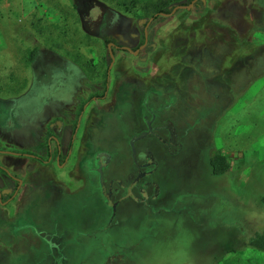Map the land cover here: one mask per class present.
Wrapping results in <instances>:
<instances>
[{
  "label": "rangeland",
  "instance_id": "374dc122",
  "mask_svg": "<svg viewBox=\"0 0 264 264\" xmlns=\"http://www.w3.org/2000/svg\"><path fill=\"white\" fill-rule=\"evenodd\" d=\"M159 1L0 0V264H264V0Z\"/></svg>",
  "mask_w": 264,
  "mask_h": 264
},
{
  "label": "flooded vegetation",
  "instance_id": "af4514ba",
  "mask_svg": "<svg viewBox=\"0 0 264 264\" xmlns=\"http://www.w3.org/2000/svg\"><path fill=\"white\" fill-rule=\"evenodd\" d=\"M203 0H188V3L186 4V5H183L182 3H177V4H175V5H173L172 7H171V9H173V10H169V11H167V12H164L165 14L163 15V16H165V15H169V14H173L175 11H177V9H180V8H183V9H185V10H189V9H192V8H194V7H197L198 6V4L199 3H201ZM171 2V0H160L157 4H169ZM104 9H100L99 10V15H97V17H96V19H95V21L93 22V24H94V28H95V30H98V26H99V24H100V22H101V19H102V17H103V15H104ZM157 13H159V11H156V12H154V14H157ZM156 17V16H155ZM130 35H132L133 36V34L132 33H130ZM128 35H126V37H127ZM131 36V37H132ZM148 38H146V40H147ZM109 40L110 39H108L106 42H105V47H106V49H107V52H109V50H110V52H111V48H110V44L108 43L109 42ZM104 42V41H103ZM117 48H119V47H117ZM140 50H137V52H139ZM108 54V53H107ZM107 54L105 55V54H103L102 56H99V57H97V60H98V58L99 59H103V58H105V56H107ZM91 58V57H90ZM53 59H54V54L53 53H49L47 50H42V51H37L36 52V54H35V58L33 59V60H31V64H35L36 65V63H37V68L38 69H42V70H47L48 68L50 69V66L52 67V63H53ZM104 158H102V156L101 155H98V162H99V164H101L102 162H104ZM141 166V165H140ZM140 166H138V168L140 169V170H138V173H137V175L139 174V173H141V167ZM1 199V198H0ZM1 202H2V200H0V204H1Z\"/></svg>",
  "mask_w": 264,
  "mask_h": 264
},
{
  "label": "trees",
  "instance_id": "16d2710c",
  "mask_svg": "<svg viewBox=\"0 0 264 264\" xmlns=\"http://www.w3.org/2000/svg\"><path fill=\"white\" fill-rule=\"evenodd\" d=\"M33 54H30L29 59L32 58ZM209 164L211 167V172L213 174H221L229 167V164L225 157L218 152L211 153V155L209 156ZM262 200L264 202V196L262 197ZM248 244L261 251H264V230L255 233L254 235H251L248 238Z\"/></svg>",
  "mask_w": 264,
  "mask_h": 264
},
{
  "label": "crops",
  "instance_id": "0c3cea01",
  "mask_svg": "<svg viewBox=\"0 0 264 264\" xmlns=\"http://www.w3.org/2000/svg\"><path fill=\"white\" fill-rule=\"evenodd\" d=\"M260 1H261V0H259V2H260ZM263 23H264V22H263ZM262 28L264 29V27H260L259 29H262ZM263 29H262V30H263ZM2 207H3V206H2V203H1V204H0V209H2Z\"/></svg>",
  "mask_w": 264,
  "mask_h": 264
}]
</instances>
